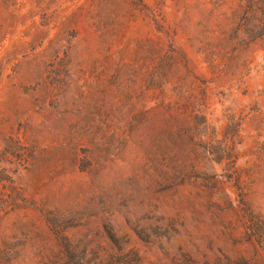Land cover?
Listing matches in <instances>:
<instances>
[{
    "label": "rangeland",
    "instance_id": "374dc122",
    "mask_svg": "<svg viewBox=\"0 0 264 264\" xmlns=\"http://www.w3.org/2000/svg\"><path fill=\"white\" fill-rule=\"evenodd\" d=\"M0 264H264V0H0Z\"/></svg>",
    "mask_w": 264,
    "mask_h": 264
}]
</instances>
